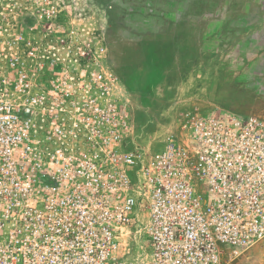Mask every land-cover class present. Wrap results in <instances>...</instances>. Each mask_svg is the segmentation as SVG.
<instances>
[{"label": "built area", "instance_id": "built-area-1", "mask_svg": "<svg viewBox=\"0 0 264 264\" xmlns=\"http://www.w3.org/2000/svg\"><path fill=\"white\" fill-rule=\"evenodd\" d=\"M26 10L0 22V264H224L264 240L263 117L184 111L149 151L105 34Z\"/></svg>", "mask_w": 264, "mask_h": 264}, {"label": "rangeland", "instance_id": "rangeland-1", "mask_svg": "<svg viewBox=\"0 0 264 264\" xmlns=\"http://www.w3.org/2000/svg\"><path fill=\"white\" fill-rule=\"evenodd\" d=\"M60 20L103 32L107 4L59 0ZM125 9L122 40L109 62L133 78L135 142L158 151L184 111L226 107L264 118V0H113ZM30 0H0V22L25 20ZM106 13V14H105ZM92 26V25H91ZM103 26V27H101ZM160 37L158 52L142 59L135 43ZM1 51V48H0ZM118 53L120 54L118 56ZM110 56V54H109ZM124 78V77H123ZM131 254L140 257L133 237ZM224 264H264V240Z\"/></svg>", "mask_w": 264, "mask_h": 264}, {"label": "trees", "instance_id": "trees-1", "mask_svg": "<svg viewBox=\"0 0 264 264\" xmlns=\"http://www.w3.org/2000/svg\"><path fill=\"white\" fill-rule=\"evenodd\" d=\"M97 3L99 4H107V15H108V32H107V37L109 41L107 42L108 48H109V54L111 57L110 53V48L114 49L117 51V45L118 43H121V35L120 32L124 27V21H123V16L125 13V9L118 5L116 2H113V0H96ZM147 38L145 40H142L140 42L135 43L136 48H139V54L144 55L142 62H145L147 58H153L154 52H158V46L160 45V37H157L156 34H148L146 36ZM120 54L118 53V56ZM111 68L119 75L121 78L122 82L125 84V86L128 88V90L131 92L129 88L133 87V84L131 83V80L133 78H129L127 75L121 76L115 67L110 63ZM124 77V78H123ZM134 88V87H133ZM135 89V88H134ZM133 94V93H132ZM226 108V107H225ZM229 109V108H228ZM232 110V109H230ZM234 111V110H233ZM237 112V111H235ZM241 113V112H238ZM242 114H247V113H242Z\"/></svg>", "mask_w": 264, "mask_h": 264}, {"label": "crops", "instance_id": "crops-1", "mask_svg": "<svg viewBox=\"0 0 264 264\" xmlns=\"http://www.w3.org/2000/svg\"><path fill=\"white\" fill-rule=\"evenodd\" d=\"M105 14H106V13H105ZM84 22H85V25L90 26V27H93V22L88 21V20H86V21H84ZM107 23H108V22H107V19H106V17L104 16V18H103V22H102V25H105V24H107ZM91 25H92V26H91ZM87 26H85V28H86ZM101 27H103V26H101ZM67 28L72 29V30H75V31H78V30L81 29L80 26H79L78 24H75V23H74V21L68 22V23H67ZM85 28H84V29H85Z\"/></svg>", "mask_w": 264, "mask_h": 264}]
</instances>
